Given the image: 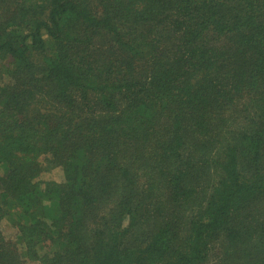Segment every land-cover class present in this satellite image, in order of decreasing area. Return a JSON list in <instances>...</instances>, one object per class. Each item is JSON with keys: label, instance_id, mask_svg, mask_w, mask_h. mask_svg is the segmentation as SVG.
<instances>
[{"label": "trees", "instance_id": "1", "mask_svg": "<svg viewBox=\"0 0 264 264\" xmlns=\"http://www.w3.org/2000/svg\"><path fill=\"white\" fill-rule=\"evenodd\" d=\"M6 58L0 264H264V0H0Z\"/></svg>", "mask_w": 264, "mask_h": 264}, {"label": "rangeland", "instance_id": "2", "mask_svg": "<svg viewBox=\"0 0 264 264\" xmlns=\"http://www.w3.org/2000/svg\"><path fill=\"white\" fill-rule=\"evenodd\" d=\"M7 67L10 69L9 58H6L0 62V82L7 81V77H8L7 74L9 71ZM40 161L45 163L43 158H40ZM45 167L46 166L44 165V168H42L43 169L42 172L37 178L39 181L41 182H45L48 180H54L58 182L62 181V174L59 169H53V170L49 169L48 170V169H45ZM12 229L10 227V224L6 220L1 221V230H2L3 235L6 238L15 239L14 237L15 230L14 229L12 230Z\"/></svg>", "mask_w": 264, "mask_h": 264}]
</instances>
